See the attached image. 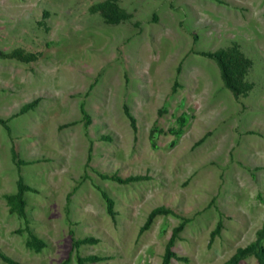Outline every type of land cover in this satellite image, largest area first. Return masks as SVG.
Returning a JSON list of instances; mask_svg holds the SVG:
<instances>
[{
  "label": "rangeland",
  "instance_id": "obj_1",
  "mask_svg": "<svg viewBox=\"0 0 264 264\" xmlns=\"http://www.w3.org/2000/svg\"><path fill=\"white\" fill-rule=\"evenodd\" d=\"M0 118V264H259L264 0H0Z\"/></svg>",
  "mask_w": 264,
  "mask_h": 264
},
{
  "label": "trees",
  "instance_id": "obj_2",
  "mask_svg": "<svg viewBox=\"0 0 264 264\" xmlns=\"http://www.w3.org/2000/svg\"><path fill=\"white\" fill-rule=\"evenodd\" d=\"M205 56L213 58L217 64L219 65V67L221 68V71L223 73V77H224V82L225 84L229 87L232 88V86L228 83L227 80V73H226V69L223 67V60L222 57L224 58L225 54L223 51H219L217 53H213V52H208V53H204ZM30 106H32V104L28 103L26 104L21 110L23 109H27ZM128 117L130 118L131 121H133L132 117L130 114H128ZM0 123L4 124V120H2L0 118ZM109 178L116 180L118 182H129V181H134V180H139L142 179L143 176L142 175H132V176H127L125 178H121L119 176L116 175H110L108 176ZM29 189L28 186H26L25 184H23L20 180V178H18L17 182H16V191L12 194H7L5 195V199L6 201L9 203V207L10 209H14L16 210L20 215L24 216V211H23V191ZM102 197L105 199L106 201V205H107V209L109 210L110 208V200L106 197V195L102 192L101 193ZM169 210H167L164 207H156L153 208L147 215L144 223L142 224V226L140 227V231H143L144 229H146L150 222L152 221V218L154 217V215H156L157 213H168ZM186 219H182V221L175 227L172 228L169 238L164 246V251L163 254L161 256V263L160 264H168L171 258L174 259H182L185 260V257H179L177 256L172 250H171V246L173 244L174 238L177 236L178 232L182 229L183 224L185 223ZM219 227V223H217L216 227L214 228V230L211 232V237L215 234V232L218 230ZM93 238L87 237V238H83L80 240H76L73 241V244H79L82 242H88V241H93ZM29 243L32 244L34 246L35 249H38L41 245H42V241L37 239L36 237H34L33 235H29V239H28ZM254 249V246H247L246 248L240 249L235 255H233L230 260H228L226 262V264H234L238 261L239 257L243 254H245L248 251H251ZM255 255L257 257V260L259 262V264H264V248L263 247H259L256 251H255ZM98 257L96 256H79L76 255L75 258V264H94L93 262L95 260H97ZM61 264H66V260H64Z\"/></svg>",
  "mask_w": 264,
  "mask_h": 264
}]
</instances>
